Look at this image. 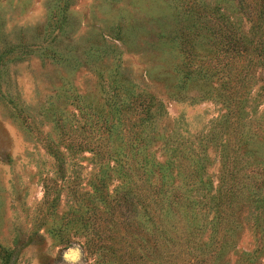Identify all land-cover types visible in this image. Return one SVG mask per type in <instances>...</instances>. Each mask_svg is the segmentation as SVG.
Segmentation results:
<instances>
[{"label":"rangeland","instance_id":"rangeland-1","mask_svg":"<svg viewBox=\"0 0 264 264\" xmlns=\"http://www.w3.org/2000/svg\"><path fill=\"white\" fill-rule=\"evenodd\" d=\"M0 264H264V0H0Z\"/></svg>","mask_w":264,"mask_h":264}]
</instances>
